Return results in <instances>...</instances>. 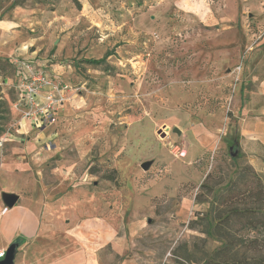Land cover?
Masks as SVG:
<instances>
[{"label":"rangeland","instance_id":"obj_1","mask_svg":"<svg viewBox=\"0 0 264 264\" xmlns=\"http://www.w3.org/2000/svg\"><path fill=\"white\" fill-rule=\"evenodd\" d=\"M219 6V0H0V158L26 155L33 165L27 176L47 198L59 193L60 182L98 195L124 190L133 205L153 196L143 211L146 225L125 253L136 264H198L211 254L220 242L202 231L229 183L250 176L246 166L254 170L236 140L244 99L237 67L261 31L247 27L246 14L233 24L218 20ZM107 52L100 64L85 61ZM18 57L63 73L66 106L72 105L56 137L7 138L19 114L11 64ZM43 145L56 153L38 161L34 150L45 152ZM27 198L33 206L34 195ZM236 204L264 210L255 196Z\"/></svg>","mask_w":264,"mask_h":264},{"label":"crops","instance_id":"obj_2","mask_svg":"<svg viewBox=\"0 0 264 264\" xmlns=\"http://www.w3.org/2000/svg\"><path fill=\"white\" fill-rule=\"evenodd\" d=\"M219 3V8H214L215 18L233 24L246 14L247 27L261 31L239 68L243 70L244 82L239 90L244 99L238 107L236 140L247 161L261 176L264 192V0H219ZM21 58L32 61L36 67L56 78L64 79L59 69L50 70L34 57ZM67 103L40 126L20 120L19 114H14V133L7 138H26L31 143L33 139L30 138L41 141L42 138L56 137L63 114L71 111L72 101L69 106ZM43 147L45 152L34 150V159L39 161L41 156L56 153L49 151L46 145ZM27 159L26 155L16 157L13 153L0 158V169H6L2 170L4 175L0 178V186L5 190L1 199L3 193L18 197L0 217V250H5L12 242L21 241L14 264H112L113 255L119 257L117 264H136L125 253L132 237L146 225L143 211H148L153 196L145 195L139 205H133L135 200L131 197L127 202L124 190L98 195L81 184L66 190L60 182L56 185L59 193L47 198L39 190L41 185L27 176L33 166ZM33 186L36 189L32 193L29 187ZM28 194L34 195L33 206V203H26ZM3 206L1 201L0 209Z\"/></svg>","mask_w":264,"mask_h":264},{"label":"trees","instance_id":"obj_3","mask_svg":"<svg viewBox=\"0 0 264 264\" xmlns=\"http://www.w3.org/2000/svg\"><path fill=\"white\" fill-rule=\"evenodd\" d=\"M108 54L107 52L99 59L85 61L97 65ZM244 171L250 173V176L242 173L229 183L230 187L223 195L221 208L202 231L207 237L216 236L220 244L198 264H264V210L259 207L241 208L236 204L237 200L255 196L263 205V182L250 165ZM258 212L261 214L257 215ZM234 223H239V226L234 227ZM248 232H255L258 236H248ZM15 242L18 245L21 243L19 240Z\"/></svg>","mask_w":264,"mask_h":264},{"label":"built area","instance_id":"obj_4","mask_svg":"<svg viewBox=\"0 0 264 264\" xmlns=\"http://www.w3.org/2000/svg\"><path fill=\"white\" fill-rule=\"evenodd\" d=\"M11 64L15 68L14 87L19 93V100L13 103V107L18 110L20 120L40 126L69 101V86L65 81L21 57L12 58ZM6 211L7 207L3 206L0 217ZM4 252L0 250V258L4 256Z\"/></svg>","mask_w":264,"mask_h":264},{"label":"water","instance_id":"obj_5","mask_svg":"<svg viewBox=\"0 0 264 264\" xmlns=\"http://www.w3.org/2000/svg\"><path fill=\"white\" fill-rule=\"evenodd\" d=\"M173 131L179 133L180 130L176 127L173 128ZM150 161L142 162L140 165L143 169H147L150 165ZM17 195L12 193H3L2 201L4 205L8 208L12 207L14 203L17 201ZM18 243L12 242L6 248L4 252V256L0 258V264H14V259L17 251Z\"/></svg>","mask_w":264,"mask_h":264}]
</instances>
